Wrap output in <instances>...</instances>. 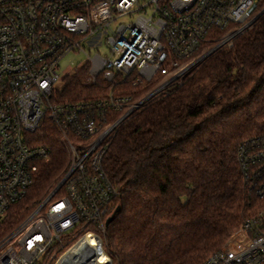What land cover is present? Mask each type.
I'll use <instances>...</instances> for the list:
<instances>
[{
	"label": "built area",
	"instance_id": "obj_1",
	"mask_svg": "<svg viewBox=\"0 0 264 264\" xmlns=\"http://www.w3.org/2000/svg\"><path fill=\"white\" fill-rule=\"evenodd\" d=\"M260 1L0 0V220L51 158L42 143L48 122L60 127L70 157L53 191L0 240V264H73L75 256L114 264L106 221L121 193L103 168L106 140L146 98L181 83L204 46L217 42L214 33L224 32L217 46L231 48ZM98 38H105L106 56L91 51ZM73 52L87 57L76 72L87 68L88 84L133 76L134 84L157 85L139 102L113 90L100 100H64L63 81L72 74L62 78L59 70ZM113 111L124 115L107 124ZM238 160L247 177L261 178L264 197V141L244 142ZM202 264H264V210Z\"/></svg>",
	"mask_w": 264,
	"mask_h": 264
},
{
	"label": "trees",
	"instance_id": "obj_2",
	"mask_svg": "<svg viewBox=\"0 0 264 264\" xmlns=\"http://www.w3.org/2000/svg\"><path fill=\"white\" fill-rule=\"evenodd\" d=\"M264 9V0L252 17ZM217 42L224 32L214 33ZM84 68L63 81L71 102L100 100L112 90L132 102L146 98L157 82H86ZM123 84V85H122ZM107 124L124 113L114 112ZM51 150L39 163L26 198L0 220V240L20 224L63 179L70 157L55 122L44 128ZM264 141V14L182 79L146 100L106 140L103 168L120 191L107 229L114 264H202L243 223L264 210L261 178L247 177L238 155L246 141ZM117 208L120 211L116 213Z\"/></svg>",
	"mask_w": 264,
	"mask_h": 264
},
{
	"label": "rangeland",
	"instance_id": "obj_3",
	"mask_svg": "<svg viewBox=\"0 0 264 264\" xmlns=\"http://www.w3.org/2000/svg\"><path fill=\"white\" fill-rule=\"evenodd\" d=\"M128 18H124L119 22L126 23ZM117 26L114 25L113 28L115 29ZM95 44L92 47H97V49L91 50L92 53H100L102 56H106L108 53L107 46L105 44V38H98L95 40ZM87 60V57L84 54L73 52L68 54L62 61H61V68L59 72L61 73L62 78L66 74H74L76 69L82 67Z\"/></svg>",
	"mask_w": 264,
	"mask_h": 264
},
{
	"label": "water",
	"instance_id": "obj_4",
	"mask_svg": "<svg viewBox=\"0 0 264 264\" xmlns=\"http://www.w3.org/2000/svg\"><path fill=\"white\" fill-rule=\"evenodd\" d=\"M264 14V9L251 21V23L249 24V27H251L262 15ZM220 48V46H217L215 48H213L211 51L207 52L205 55H203L192 67H196L197 65H199L201 62H203L204 60H206L210 55H212L215 51H217ZM150 98H146L143 103L148 100ZM142 103V104H143ZM141 104V105H142ZM140 105V106H141ZM128 116V115H127ZM127 116H125L123 119H125ZM120 211V208H117L116 213H118ZM115 215H112L111 217H109L106 221V226L107 228L110 226V224L114 221L115 219Z\"/></svg>",
	"mask_w": 264,
	"mask_h": 264
},
{
	"label": "bare ground",
	"instance_id": "obj_5",
	"mask_svg": "<svg viewBox=\"0 0 264 264\" xmlns=\"http://www.w3.org/2000/svg\"><path fill=\"white\" fill-rule=\"evenodd\" d=\"M90 240V239H89ZM92 240V244H95V243H93L94 241H95V239H91ZM87 241V240H86ZM101 258V257H100ZM73 264H83V260L81 261H78V258L75 256V257H73Z\"/></svg>",
	"mask_w": 264,
	"mask_h": 264
}]
</instances>
